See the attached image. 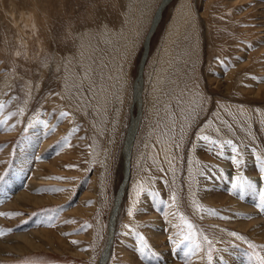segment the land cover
Segmentation results:
<instances>
[{"label": "rangeland", "instance_id": "374dc122", "mask_svg": "<svg viewBox=\"0 0 264 264\" xmlns=\"http://www.w3.org/2000/svg\"><path fill=\"white\" fill-rule=\"evenodd\" d=\"M163 1L0 0V192L24 174L0 231L38 235L0 264L104 258ZM156 29L106 264H264V0H174Z\"/></svg>", "mask_w": 264, "mask_h": 264}, {"label": "bare ground", "instance_id": "6f19581e", "mask_svg": "<svg viewBox=\"0 0 264 264\" xmlns=\"http://www.w3.org/2000/svg\"><path fill=\"white\" fill-rule=\"evenodd\" d=\"M169 1L171 3L174 0H164L163 3H162V5H161V7L156 12V16H155L154 22L152 24L151 31H150V33H149V35L147 37L149 39V36L152 34L151 37H150V42H151L153 36L155 35V32L157 31V29H156L157 26L159 25V23L163 19V12L170 5ZM164 6H165V8H163ZM161 14H162L161 20L156 25L155 32L152 33L153 26L155 25L156 21H158V19L160 18V15ZM150 42H149V45H150ZM145 43H146V41H145ZM148 55H149V53H148ZM147 58H148V56H147ZM147 58H146V61H147ZM142 65L143 64H142V61H141V64L139 66V72H138L139 77H138V80H137V82H136V84L134 86V91H135V95H136V98H135L136 101L135 102H136V105L139 108V111H138V115L137 116H134L133 119H132V124H131V126H130V128L128 130V133H127V136H126L127 137L126 138V143H125V146H124V163H123V167L125 168L124 169V177H125L124 178V184L119 189V191H118V193H117V195L115 197L116 198V203H117L118 207L117 208L114 207L115 209H113L114 210L113 213H114L115 217L113 216L112 219H111V221H110V224H111L112 221H114L113 227H112V231L110 230V235H109L110 238H109V241H108V243L110 244V246L108 244V246H109L108 251L106 252L104 258H102V260L100 261V264H106V258L108 259V261L110 260L109 257H110V254H111V251H112V247H113V244H112L113 236L115 235V232H116L117 216L119 215V211H120V207H121L119 205H121L123 203V201H124V195H125L127 189L129 188V183H130L129 182V177H130L129 176L130 175V161H131V158H132V155H133L132 149H133V145H134L135 139L137 137L136 135H137V132H138V129H139V125L141 123V114H142L141 113L142 112L141 102H142V94H143V91H142L143 90V84H144V75H143V72H144L145 64H144V67ZM39 170L41 171L42 169H39ZM23 176H24V174H21V175L20 174H17V175L15 174L14 175V178H11L10 183L8 185H6L8 187V189H6L7 187H4L3 190H1V192H0V199H2V197L5 196V194H6L7 191L13 193L17 189H19V187H20L19 184L21 183V181L23 182V178H24ZM40 178L38 176L36 179L38 180ZM34 186H36V185H34ZM31 192L32 191L30 189H28L26 191H22V193H20V194L17 195V198L15 199V203L13 205H16V206H18V205L20 206L21 205L23 207L24 206H28V204L38 205L39 204V200H36L34 198V196H32V193ZM250 201H251V199H250ZM213 203L215 204V202H213ZM250 203H252V202H250ZM260 205H258V207H260ZM238 208L240 210H248V208H246L245 206H241V205H239ZM232 219H234V218H232ZM232 219H231V222H234L235 220H232ZM250 223H251V226L252 225L258 226L257 227L258 228V233H256L255 236H257V238H259V239H263L264 240V222L260 221L259 219H253V221H251ZM240 225H242V227L245 226V224H240ZM0 233L2 234V235H0V256L1 257H2L3 251H8L10 249H15V250L20 251L21 248H23V249H29L30 248L29 250H31V248H34L35 247L34 244H33L35 238L33 236H38V235H35L36 232H30V233H25L23 235H18L16 237L12 238L13 239V242L16 244V246L12 244L14 246V247H12V246H9L8 238L5 237V236L8 237L9 234L7 232H1V231H0ZM160 239L161 238L157 239V242H159V244L161 243V240ZM160 246H161V244H160ZM105 251H104V253H105ZM163 256L166 257V258H169L168 257V254H167V252L165 250L163 251ZM108 261H107V263H108Z\"/></svg>", "mask_w": 264, "mask_h": 264}, {"label": "water", "instance_id": "95a60500", "mask_svg": "<svg viewBox=\"0 0 264 264\" xmlns=\"http://www.w3.org/2000/svg\"><path fill=\"white\" fill-rule=\"evenodd\" d=\"M169 3H170V1H169ZM168 3V4H169ZM166 6V5H165ZM165 6L163 7V8H165ZM161 17H162V14L160 15V18L158 19V21H156V23H155V25L153 26V31H152V33H154L155 32V28H156V25L158 24V22H160V20H161ZM152 35V34H151ZM151 35L149 36V39L147 38V40H146V43H145V51H144V54H143V57H142V66L144 67V64H146V58H147V56H148V53H149V50H150V45H149V42H150V37H151Z\"/></svg>", "mask_w": 264, "mask_h": 264}, {"label": "snow or ice", "instance_id": "6c2138e0", "mask_svg": "<svg viewBox=\"0 0 264 264\" xmlns=\"http://www.w3.org/2000/svg\"><path fill=\"white\" fill-rule=\"evenodd\" d=\"M203 139L207 140L208 137L205 136V137H203ZM188 227H189V228H192L193 226H192L191 224H189ZM232 235L235 236V235H237V234H236V233H233ZM239 238H240V239H243V237H239ZM185 239H186V240H191L192 237H191V236H186ZM73 243H76V241H73ZM253 247H254V246H253ZM253 255L255 256V253H253Z\"/></svg>", "mask_w": 264, "mask_h": 264}]
</instances>
